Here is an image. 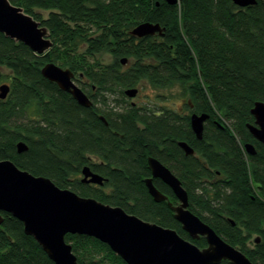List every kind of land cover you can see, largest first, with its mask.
<instances>
[{"label": "trees", "instance_id": "16d2710c", "mask_svg": "<svg viewBox=\"0 0 264 264\" xmlns=\"http://www.w3.org/2000/svg\"><path fill=\"white\" fill-rule=\"evenodd\" d=\"M10 1L48 27L53 45L36 54L0 32V85L11 87L0 99V160L206 246L150 194L144 178L153 155L180 178L195 214L264 264V143L247 126L254 103L264 102V0L245 7L233 0ZM143 21L159 23L163 34L133 36ZM49 62L70 68L93 104L81 105L44 77ZM133 87H178L185 102L180 110L139 106L125 94ZM194 112L210 115L202 138L191 127ZM21 140L28 150L19 153ZM183 140L194 155L185 154ZM85 165L106 178L102 186L82 182ZM1 214L0 264H55L22 221ZM66 241L80 264H127L95 237L69 233Z\"/></svg>", "mask_w": 264, "mask_h": 264}, {"label": "water", "instance_id": "95a60500", "mask_svg": "<svg viewBox=\"0 0 264 264\" xmlns=\"http://www.w3.org/2000/svg\"><path fill=\"white\" fill-rule=\"evenodd\" d=\"M175 4L178 0H167ZM241 7L253 5L257 0H233ZM159 23L143 21L131 30L133 36L142 38L163 34ZM0 32L16 42H23L36 54H45L53 45L50 30L10 0H0ZM128 58H122L126 64ZM41 72L44 77L57 83L70 93L81 105L89 107L93 100L74 80L75 73L53 62L45 64ZM11 91L8 83L0 85V99H6ZM138 87L125 90L127 97H136ZM255 122L248 128L255 139L264 143V102L256 101L251 109ZM208 113L190 115L193 132L203 137ZM187 155L194 149L186 141H179ZM19 153L28 150L21 140L16 144ZM246 151L255 154L252 143L245 145ZM147 165L152 176L144 178L153 198L167 200L154 184L159 177L167 183L178 197L173 205L175 218L193 240L205 238L207 245L199 247L184 238L176 229L164 227L127 212L122 206L102 202L91 196H82L70 188L58 186L51 178L35 175L20 168L13 160H0V223L1 212H7L22 221L24 231L31 235L55 264H80L72 245L66 241L67 234H84L97 238L110 246L127 264H220L228 260L232 264H254L250 258L227 242L217 231L190 209L189 193L180 178L157 157L148 156ZM82 182L103 185L106 178L94 172L89 165L82 168ZM260 238L256 239L259 242Z\"/></svg>", "mask_w": 264, "mask_h": 264}, {"label": "rangeland", "instance_id": "374dc122", "mask_svg": "<svg viewBox=\"0 0 264 264\" xmlns=\"http://www.w3.org/2000/svg\"><path fill=\"white\" fill-rule=\"evenodd\" d=\"M35 11L40 13L43 18L47 17L48 15L47 11L45 12L38 9H35ZM75 82L78 84L77 81ZM127 99L129 100V102L139 106L150 104L149 106L155 108L156 110L160 106H169L173 108L178 107V110H180L179 106H182L184 100V98H182L180 94V90L178 87L166 89V90H158V91L157 90L155 91L150 87L140 88L139 93L137 94L136 97L133 98L127 97ZM93 158L97 160V158L92 157V159ZM80 177L82 179L83 177L82 173L80 174ZM89 184H93V183H89ZM253 238H256V236H253ZM253 241L249 242L250 247L254 245Z\"/></svg>", "mask_w": 264, "mask_h": 264}, {"label": "flooded vegetation", "instance_id": "af4514ba", "mask_svg": "<svg viewBox=\"0 0 264 264\" xmlns=\"http://www.w3.org/2000/svg\"><path fill=\"white\" fill-rule=\"evenodd\" d=\"M159 34V33H158ZM184 104V100H183V103H182V106ZM178 108V107H176ZM205 125V124H204ZM184 141V140H183ZM187 142V141H186ZM260 142V141H259ZM188 143V142H187ZM189 144V143H188ZM253 144V143H252ZM190 145V144H189ZM254 145V144H253ZM191 146V145H190ZM255 146V145H254ZM193 147V146H192ZM194 149V154L196 153V150L195 148L193 147ZM256 149V148H255ZM186 154V153H185ZM192 154V155H194ZM250 154V153H249ZM250 155H254V154H250ZM153 156V155H152ZM162 162V161H161ZM163 163V162H162ZM164 164V163H163ZM168 167V166H167ZM150 170V169H149ZM172 171V170H171ZM149 176H152V172L151 170L149 171V175L145 176V177H149ZM153 182L155 184V186L162 192L164 193L165 195H167V200H164V201H160V202H165L169 207H170V204L169 202H171L173 205H177L179 203V200H178V197L175 195L173 189L167 184L165 183L161 178L159 177H156V178H153ZM160 182V183H159ZM160 184V185H159ZM155 200V199H154ZM171 208V207H170ZM172 210V209H171ZM257 239V238H256Z\"/></svg>", "mask_w": 264, "mask_h": 264}]
</instances>
